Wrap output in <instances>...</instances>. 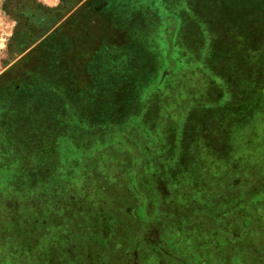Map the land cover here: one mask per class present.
Instances as JSON below:
<instances>
[{"label": "rangeland", "instance_id": "1", "mask_svg": "<svg viewBox=\"0 0 264 264\" xmlns=\"http://www.w3.org/2000/svg\"><path fill=\"white\" fill-rule=\"evenodd\" d=\"M106 1L0 0V264H264V0Z\"/></svg>", "mask_w": 264, "mask_h": 264}, {"label": "flooded vegetation", "instance_id": "2", "mask_svg": "<svg viewBox=\"0 0 264 264\" xmlns=\"http://www.w3.org/2000/svg\"><path fill=\"white\" fill-rule=\"evenodd\" d=\"M53 2L54 3H51V4L47 3V5L49 6V9L47 11L51 12V15L46 16L45 20H43L41 18L39 20V24H41L39 29H47V30H44V31H46L45 34L50 33V34L56 35L57 33H59V31H57V29L61 25L62 28L60 29V33L62 35H65L68 38V40H70V38H69V36L71 35L70 33H73L77 36L80 35L81 30H79V29L81 28V25L84 23L85 18H87V11L90 9L92 11H94L97 15L96 22L94 23L95 26L96 25L99 26L102 23L103 20H101L102 17H100V16H103L106 19H109L108 14L105 13V10H106L107 5H108L106 0H54ZM12 3L14 4V2H12ZM4 12H6V11H4ZM15 14H16L15 15L16 17L14 16L15 20H16V31L15 32L17 33L19 31V26L21 25L20 22L22 20H21L20 13L16 12ZM99 14H100V16H99ZM72 30H75V31H72ZM123 32H125V34H129V32L127 30H125ZM166 32L170 33L169 30H166ZM52 44L53 43H51V45ZM89 46L90 45H88V43L85 44L83 50L89 48ZM118 47H119V45H117V47H115V48L120 49V50H125L126 52H128L127 51L128 47H126L124 49L118 48ZM121 47H123V46H121ZM55 49H57V48H55ZM59 49L68 50L67 53H70V51L81 50L73 42H69V43L63 45L62 47H59ZM17 54H18V52H16V55ZM21 62H22V58L19 60V62H17V64L20 65ZM18 82L21 83L22 78H20ZM17 88H20V84L17 85Z\"/></svg>", "mask_w": 264, "mask_h": 264}, {"label": "crops", "instance_id": "3", "mask_svg": "<svg viewBox=\"0 0 264 264\" xmlns=\"http://www.w3.org/2000/svg\"><path fill=\"white\" fill-rule=\"evenodd\" d=\"M53 1L54 0H45V2L49 3V4L54 3ZM0 12H1L0 13V55L3 54V56H4V58H3L4 59L3 60L4 65L3 66H5V67L14 66L15 67L17 62H19V60L21 59V52L18 51V54L16 55V52H17L16 44L14 42H12V40H11V36L16 33L15 32L16 31V20H15V17L12 18L11 16H9L7 12H4V11H0ZM111 47L103 48L102 50L111 49ZM113 47H117V45L113 46ZM5 54H7V55H5ZM163 159H165V158H163ZM147 195H149V194H147ZM151 195H153V194H151ZM148 204H150V201L148 202ZM99 214L101 216V212H99ZM98 215H96V216H98ZM106 215H107L108 220H106L105 222L110 223V226H111V221L109 219V218H111V215H112L111 208H110V211L108 212V214H106ZM100 216H98V218H97L98 220H94V221L98 222L97 225L94 224V227L100 228V230H102L103 222L102 223L100 222V220H101ZM95 217L93 219H95ZM122 222L123 221L118 220V222H116V223L118 225H121ZM110 230H109V233H110ZM101 233L102 232H100V234Z\"/></svg>", "mask_w": 264, "mask_h": 264}, {"label": "trees", "instance_id": "4", "mask_svg": "<svg viewBox=\"0 0 264 264\" xmlns=\"http://www.w3.org/2000/svg\"><path fill=\"white\" fill-rule=\"evenodd\" d=\"M107 50V49H106ZM95 56H93L92 58H94ZM112 95V93L110 94ZM257 100L258 99H254V96L253 94L250 95L247 99H246V104H243V107L241 106V111H244V109H247V112H241L243 115H246L247 117L248 116H253L255 113H258L257 110H259V106L262 102V98L259 99V106L257 107ZM250 104L249 107H247L248 105ZM201 264H207V263H201Z\"/></svg>", "mask_w": 264, "mask_h": 264}]
</instances>
